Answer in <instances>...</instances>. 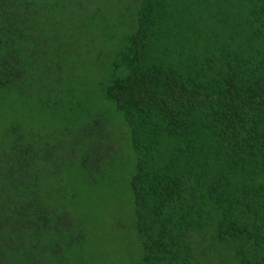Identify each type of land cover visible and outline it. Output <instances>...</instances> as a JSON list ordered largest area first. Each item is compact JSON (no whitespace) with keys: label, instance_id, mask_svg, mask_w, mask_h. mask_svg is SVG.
<instances>
[{"label":"trees","instance_id":"trees-1","mask_svg":"<svg viewBox=\"0 0 264 264\" xmlns=\"http://www.w3.org/2000/svg\"><path fill=\"white\" fill-rule=\"evenodd\" d=\"M117 188L132 264H264V0H0V264L101 263Z\"/></svg>","mask_w":264,"mask_h":264},{"label":"rangeland","instance_id":"rangeland-1","mask_svg":"<svg viewBox=\"0 0 264 264\" xmlns=\"http://www.w3.org/2000/svg\"><path fill=\"white\" fill-rule=\"evenodd\" d=\"M93 192L88 195L80 190V196L83 199L79 206L84 212L86 211V214H89L87 220L90 241L88 242L87 256H90V259L95 263L97 260L101 261L97 264H132V261L138 256V245L134 234H132L134 231L128 224L130 211L122 189H118L117 198L113 197L122 204L111 200L107 203L105 191L99 193L96 189ZM225 258L227 255L209 258L204 255L202 259L197 260L196 264H229Z\"/></svg>","mask_w":264,"mask_h":264}]
</instances>
